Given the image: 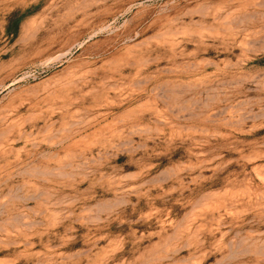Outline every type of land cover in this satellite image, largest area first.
I'll return each instance as SVG.
<instances>
[{
    "label": "rangeland",
    "instance_id": "374dc122",
    "mask_svg": "<svg viewBox=\"0 0 264 264\" xmlns=\"http://www.w3.org/2000/svg\"><path fill=\"white\" fill-rule=\"evenodd\" d=\"M0 264H264V0H0Z\"/></svg>",
    "mask_w": 264,
    "mask_h": 264
}]
</instances>
